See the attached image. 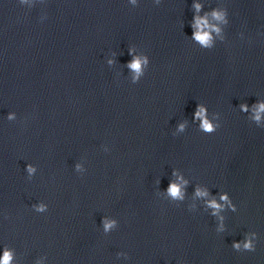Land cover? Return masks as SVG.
<instances>
[{"label":"water","instance_id":"water-1","mask_svg":"<svg viewBox=\"0 0 264 264\" xmlns=\"http://www.w3.org/2000/svg\"><path fill=\"white\" fill-rule=\"evenodd\" d=\"M260 104L264 0H0V258L264 264Z\"/></svg>","mask_w":264,"mask_h":264},{"label":"clouds","instance_id":"clouds-1","mask_svg":"<svg viewBox=\"0 0 264 264\" xmlns=\"http://www.w3.org/2000/svg\"><path fill=\"white\" fill-rule=\"evenodd\" d=\"M197 11L200 10V5L197 4L195 5ZM212 17L213 19H215L216 21H220L223 23H227V21L225 20V12L223 11H218V10H214L212 12ZM197 31L194 33V38L199 41L202 45H204L205 47L210 46L211 40H212V36H211V32L215 31L216 33H219L221 31V29L219 27H217L216 25H210L208 22L207 17H196L195 18V24L193 25ZM205 29H208V31H205ZM109 63H112V61H109ZM147 60L146 59H141V58H136L133 60L132 63L129 64V67L134 69L138 74L141 72V66L142 64H146ZM243 110H247L246 106H241ZM264 112V104H260L258 109L256 110V114L254 119L259 121L261 119V115L260 113ZM196 117L201 119L202 124H201V128L207 132H211L213 131V127L210 125L209 121L205 118V110L201 107L199 108V110L196 112ZM12 117L9 116V119H11ZM181 128H183V125L180 126ZM28 171L32 172L33 169L31 167V165L28 166ZM168 193L170 196H172L174 199H183V193L180 189V186L176 185V184H171L169 186L168 189ZM196 195L197 196H207L208 193L207 191H201L199 188L196 191ZM227 196H221V200L227 201ZM208 206L213 208V209H217L219 210L222 205L218 204L216 202L215 199L208 201ZM39 211H43L44 210V206L40 205L38 208ZM115 222H109V221H105L104 222V227L105 230L107 231L108 229H110L113 224ZM235 248H239L240 245L234 244ZM244 247L246 249L252 250L254 251V245L252 244V242L249 240L247 242H245ZM12 260V253L10 251H8L7 249L5 250V253L3 255L2 258H0V264H10Z\"/></svg>","mask_w":264,"mask_h":264}]
</instances>
